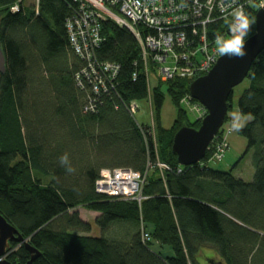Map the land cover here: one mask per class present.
Instances as JSON below:
<instances>
[{"label":"trees","instance_id":"1","mask_svg":"<svg viewBox=\"0 0 264 264\" xmlns=\"http://www.w3.org/2000/svg\"><path fill=\"white\" fill-rule=\"evenodd\" d=\"M10 1L0 0L6 60L0 71V214L24 241H11L8 261L204 264V255L206 264H264V51L238 102L239 112L252 119L239 131L256 168L248 182L232 170L209 167L211 149L201 162L179 165L174 135L183 126L200 125L180 105L192 80L158 82L151 91L156 138L150 124L141 130L129 103L147 99L150 91L129 29L110 19L101 22L104 41L94 59L117 64L119 73L94 98L91 84L79 85L84 62L69 46L66 21L78 14L77 4L42 0L38 14L29 7L11 13ZM167 93L177 108L170 128L160 123ZM232 100L233 94L229 110ZM65 154L74 172L60 165ZM158 159L171 167L163 175ZM114 168L147 173L141 203L97 192L101 171ZM80 206L99 212L101 236L89 234L92 225L81 218ZM115 223L127 224L123 237L107 235ZM143 230L151 241H143ZM27 244L39 254L33 261Z\"/></svg>","mask_w":264,"mask_h":264},{"label":"built area","instance_id":"2","mask_svg":"<svg viewBox=\"0 0 264 264\" xmlns=\"http://www.w3.org/2000/svg\"><path fill=\"white\" fill-rule=\"evenodd\" d=\"M77 4L78 14L66 21L69 46L84 62L77 80L82 88L93 86L94 98L100 97L101 88L107 90L108 82L116 79L119 66L114 63L95 61V51L104 38L101 35V22L110 19L121 27L129 29L141 49L143 72L146 75L149 93L152 91L151 76L157 82L173 79L193 80L207 74L222 56L216 50L217 35L228 36L230 23L228 5L243 7L252 14L264 6V0H72ZM42 0H11L8 4L11 13H18L25 7L40 12ZM225 8L227 10L222 11ZM193 28L191 34L187 28ZM199 27V30L197 28ZM255 27H252L251 34ZM250 34V35H251ZM197 35L194 39L193 36ZM137 72L134 76H137ZM107 77L108 80L105 79ZM152 98V97H150ZM187 99L193 100L190 94ZM196 105V104H195ZM199 112L206 108L197 102ZM140 108L138 101L129 103L133 117ZM91 109L95 106L91 104ZM205 114V113H199ZM136 118V117H135ZM141 130L142 123L136 119ZM150 134L153 136L152 132ZM227 140L220 139L210 160L223 159L228 148ZM214 148V147H213ZM156 167L164 173L171 167L157 160ZM147 174V173H146ZM144 176L129 168L103 169L96 180L98 193L121 200H143ZM128 185H123L124 180ZM143 241H151V235L143 230Z\"/></svg>","mask_w":264,"mask_h":264},{"label":"water","instance_id":"3","mask_svg":"<svg viewBox=\"0 0 264 264\" xmlns=\"http://www.w3.org/2000/svg\"><path fill=\"white\" fill-rule=\"evenodd\" d=\"M246 50L244 57L221 56L206 75L191 82L189 94L206 108L207 115L198 128L183 126L174 135L172 152L180 165L191 166L206 157L209 147L226 121L230 95L247 78L253 63L264 51V6L256 12L255 32L248 38ZM5 70L6 60L0 45V71ZM11 241L23 242L24 238L0 214V264H11L3 259L8 254ZM27 248L33 253V261L39 254L29 244Z\"/></svg>","mask_w":264,"mask_h":264},{"label":"rangeland","instance_id":"4","mask_svg":"<svg viewBox=\"0 0 264 264\" xmlns=\"http://www.w3.org/2000/svg\"><path fill=\"white\" fill-rule=\"evenodd\" d=\"M253 26H255V24ZM151 84L153 88H155L158 85L155 75L151 76ZM249 85H250V81L248 78H246L241 84H239L238 86L234 88L232 109L229 110L228 112V118L225 121V126L223 127V132L221 133V137L218 138V140L216 139L215 143L213 144L211 148V153L215 151V146L217 145V142L220 139L227 140L228 148L222 160L210 161L208 163L209 167L217 169V170H223V171L232 170L234 176L238 178H242L248 182L254 179L256 168H255V165L253 164L252 153L249 152L248 154H246V150L248 147L247 139L243 137L239 133V131L238 132L234 131L231 128V123H232L231 115L233 112H239L238 102H239L240 96L242 95L244 90L248 88ZM188 95H189V92L185 93L182 96V98L180 99V105L184 109H186L191 120H194V121L196 120L201 124V121L207 115V112L204 110V108H202V110L199 112L195 108L197 106V108L200 109V107L197 105V101L195 99L193 100L187 99ZM150 97H151V93H148L147 99L140 100L139 102L140 108L137 109V113L135 114V117L139 121V123H142L144 125L150 124L151 132L153 136H155L156 138L155 118L157 120L158 113L155 109V117H154V114H153L154 108L152 104V98ZM201 112L205 114H199ZM176 117H177V108L173 104L170 95L167 93L165 94V101H164V104L162 106L161 113H160V123L162 127L170 128L173 125ZM246 117L248 118L247 123L252 120L251 117L249 116H246ZM198 127H194V128H198ZM161 174L163 175L162 172ZM77 210L79 211V214L83 219L88 220L91 223L92 230L89 234L91 236H96V237L101 236L103 233L100 227L95 222L96 213L83 206L78 207ZM126 229H127L126 223H115L110 227L107 235L115 236V237H123ZM3 259L8 261L7 256H4ZM202 259L204 261V264H206L207 260L204 255Z\"/></svg>","mask_w":264,"mask_h":264},{"label":"clouds","instance_id":"5","mask_svg":"<svg viewBox=\"0 0 264 264\" xmlns=\"http://www.w3.org/2000/svg\"><path fill=\"white\" fill-rule=\"evenodd\" d=\"M227 9H231L229 12L231 19L228 24V36H216V50L222 56L244 57L247 54L246 42L250 37L255 19L243 7L233 8L232 5H228ZM227 9L222 8L221 10L225 11ZM231 120L232 130L238 132L246 126L248 118L240 112H233ZM59 163L69 173L75 171L67 154L59 158Z\"/></svg>","mask_w":264,"mask_h":264},{"label":"crops","instance_id":"6","mask_svg":"<svg viewBox=\"0 0 264 264\" xmlns=\"http://www.w3.org/2000/svg\"><path fill=\"white\" fill-rule=\"evenodd\" d=\"M96 213V215H95V219H96V217L99 215V212H95ZM82 218V217H81ZM83 219V218H82ZM83 220H85V219H83ZM85 221H88V220H85ZM168 251V250H167ZM168 253H170V250H169V252Z\"/></svg>","mask_w":264,"mask_h":264},{"label":"bare ground","instance_id":"7","mask_svg":"<svg viewBox=\"0 0 264 264\" xmlns=\"http://www.w3.org/2000/svg\"><path fill=\"white\" fill-rule=\"evenodd\" d=\"M138 73V72H137ZM128 185L129 184V181L126 179V180H124V184L123 185Z\"/></svg>","mask_w":264,"mask_h":264}]
</instances>
